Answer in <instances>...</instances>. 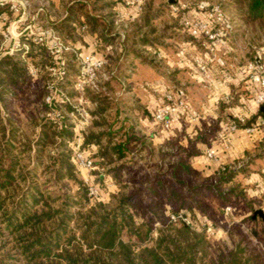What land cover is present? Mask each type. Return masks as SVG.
Wrapping results in <instances>:
<instances>
[{"label":"trees","instance_id":"1","mask_svg":"<svg viewBox=\"0 0 264 264\" xmlns=\"http://www.w3.org/2000/svg\"><path fill=\"white\" fill-rule=\"evenodd\" d=\"M99 1L70 2L64 16L52 20L49 2L41 0L39 17H46L47 24L72 41V27L81 24L83 17L89 32H98L108 45L112 43L109 30L113 19L94 14L89 8H109L113 3ZM232 1L235 11L247 21L264 23V0ZM143 16L144 25L149 26L153 19ZM155 40L154 34L144 31L136 43L146 49L155 47ZM133 49L135 59L155 64ZM26 56L40 68L34 80L40 84L33 92L34 102L41 111L52 109L53 105L43 100L48 73L45 66L50 60L46 50L30 43ZM106 57L112 60L110 55ZM31 79L20 52L0 57V264H264L247 254L240 242L215 250L204 228H193L164 215L165 206L176 215L192 210V202L198 203L205 190L216 192L219 185L231 180L239 170L234 164L216 166L213 182H196L203 173L192 166L190 158L199 152L182 147L179 150L184 155L176 152L172 160L162 158L155 172L136 171L120 184L126 166L123 160L143 150L150 152L151 145L128 119L118 122L117 118L106 132L86 133L81 145L83 150H93L95 164L107 170L119 185L113 191L99 189L98 196L91 197L72 159L69 144L74 140V130L66 117L59 112L57 119L46 116L40 122L33 120L30 127L34 132L28 135L11 115V101L29 88ZM104 83L111 86L109 79ZM168 86L182 87L187 94L178 83ZM101 96L108 99L102 92L91 98L102 103ZM104 102L92 113L102 116L113 103L111 99ZM61 104L67 103L58 97L54 106ZM132 105L136 107L135 102ZM257 113L263 115L260 108ZM254 117L245 124L237 123L242 127ZM131 142L138 149H133ZM104 174L99 172L98 179L104 180Z\"/></svg>","mask_w":264,"mask_h":264},{"label":"rangeland","instance_id":"2","mask_svg":"<svg viewBox=\"0 0 264 264\" xmlns=\"http://www.w3.org/2000/svg\"><path fill=\"white\" fill-rule=\"evenodd\" d=\"M31 1L32 4L36 5L41 2V0ZM47 1L50 4L48 14L52 20H55L62 18L66 12V5L76 0ZM85 1L92 2V0ZM121 1L123 3L118 0H101L99 4L112 2L113 6L109 8L90 6L89 8L94 14L105 15L108 20L113 19V24L109 30L112 37L111 48L107 50L104 41L93 46V49L103 52L102 55L106 60L107 55L112 57V60H107L108 64L101 70L100 74L101 92L108 97L107 99L101 96L104 98L102 103L111 99L113 103L110 108L102 116L92 113L102 103L97 99H95L96 103L94 102L91 96L96 93L89 87H86L82 94L74 88V81L80 71L74 64L69 67L66 78L59 85L64 94L71 100V105L66 102L68 107L67 104H61L60 107L53 105L51 106L52 109L40 110L39 104L34 102L35 94H33L40 87V84L34 81L40 73L39 70L38 75L31 79L29 88L21 91L18 98L11 101V115L17 119L18 124L25 127L28 135H32L34 132V129L30 127L33 120L40 122L46 116L57 119L59 112L66 117L67 123L73 127L74 121L80 119L78 112L82 110L87 111L90 115V123L85 129L84 135L93 131L106 132L111 129V125L117 118L118 122L123 118L128 119L127 122H131L136 129L142 132L144 128L138 121L140 109L133 108L132 103L139 102L144 96L141 97L143 95L141 91L134 88V83L141 79L149 80L155 73H160L166 77L168 85L178 83L184 86L187 88V97L191 107L202 117L199 121H197L198 119H188L192 122L191 124H183L176 131V135H171L170 139L163 141L162 144H154L145 135L151 145L150 152L143 150L134 158L129 157L123 160L126 162V166L121 171L120 184H124L129 175L136 171L155 172L156 166L162 158L167 161L172 160V158H176L172 156L176 152L184 155V152H181L179 148L185 147L186 142H188V147L190 146L194 151L197 150L199 154H205L208 148H215L217 160L208 159L205 162V168L201 170L203 175L196 182L204 181L206 184L213 182L212 178L217 177L213 175L216 172L215 167L219 164H234L239 170L237 169L229 182L219 185L216 192L205 190L202 195L198 196V203L192 202V210L184 209L179 214H185L193 228L205 229V226L211 223L214 233L206 235L215 250L222 249L224 245L231 246L240 242L245 247L247 254L257 256V260L264 263V221L259 216L252 217L255 210L260 209L264 212V131L260 130L258 133L247 134L243 128L248 124L239 127L237 123L245 124L247 120L255 116L251 121L252 123L259 116H262L257 113L260 107H257L254 102L261 88L256 83L249 81L250 70L245 68L249 62L254 60L256 50H264V23L247 21L243 15L235 11L232 0H173L172 2L169 0H144L140 11L135 10L131 5H127L126 0ZM201 1L219 4L231 19L234 30L227 53L221 55L219 61L211 65L210 80H202V77L199 78L198 74L191 69L192 73L186 72L188 83L185 85L180 81V78L184 77L180 71L173 70L176 72L175 74L171 70H165V61H163L160 53L153 55L152 51L146 50L136 42L139 35L147 31L156 36L155 48L159 47L167 54L177 53L179 47L187 48L189 51L187 50L186 58L192 66L191 68H195L191 56L203 52L204 48L182 30L180 18L185 10H175L174 7L180 3H187L191 8ZM144 14L153 19L149 26L144 25ZM39 18L43 24L53 26L46 23L44 20L46 17ZM81 22V24L72 27L71 35L74 41L81 40L84 35L90 33L89 26L84 22L83 17H81ZM82 24H87V29L84 31L80 28ZM96 33L100 36L98 32ZM60 34L65 40L78 47L80 51L83 50V43L79 46L77 42L72 41L61 32ZM121 47L127 48V51H120ZM133 48L144 56L151 57L159 70L154 72V70H148L147 67L145 70L140 68L138 60L134 58V53H132ZM30 61L32 62L31 58H29ZM116 64H119L118 70H113ZM133 69L137 71H131ZM50 79L51 75L47 73V79L43 82L44 86ZM108 79L111 83L110 87L104 83ZM46 94L45 89L44 102ZM201 105L205 106V111L200 108ZM239 116L244 117L245 121L241 122L238 119ZM231 123H236L237 130L229 132V142L225 146L222 143L223 135L228 134L225 127ZM114 126L112 128H116V125ZM187 129L192 138L187 137ZM130 145L133 149H138L135 143L131 142ZM96 166H98L96 169L88 173L91 176L89 183L97 185L104 192L116 190L119 185L114 183L113 178L107 174L108 171L102 169L98 164ZM99 172L106 173L103 177L104 180L98 179ZM79 175L84 180L87 173L79 171ZM226 206L230 207L227 214L225 213ZM172 214L174 213L169 207L165 206L164 215L170 216Z\"/></svg>","mask_w":264,"mask_h":264},{"label":"built area","instance_id":"3","mask_svg":"<svg viewBox=\"0 0 264 264\" xmlns=\"http://www.w3.org/2000/svg\"><path fill=\"white\" fill-rule=\"evenodd\" d=\"M144 0H126L127 5H131L135 10L142 9ZM0 6L4 11L0 12V57L4 55L12 56L20 52L22 59L27 63L28 74L31 78L36 77L40 68L29 62L26 56L29 50V44L33 43L45 48L49 57V63L45 66L51 79L46 82L45 102L54 105L58 97L63 102L71 105V100L64 94L61 87L63 80L66 78L69 65L75 64L79 75L74 81V88L79 92L89 87L93 92L100 93V74L101 70L107 64L103 55L84 54L78 47L65 40L60 32L53 26L43 24L38 17L42 7L32 4L31 0H0ZM175 10H185L180 18L181 28L184 32L194 38L204 48L203 52L193 54L192 63L196 71L202 77V80H210L211 65L219 61L221 52L229 45L232 39L234 25L231 19L226 15L219 4H210L205 1L196 3L190 8L187 3H180L174 7ZM81 30L87 29V24L80 26ZM180 56H185L187 50L179 47ZM264 50H256L254 60L246 65L249 72V81L256 83L261 91L255 97L257 107L264 106ZM75 107V106H73ZM185 114L189 120L199 118L190 105L187 94L182 87L168 86L161 102L153 112V119L162 128H170L176 121L178 114ZM80 119L74 121V140L70 144L72 150V159L79 171L87 173L84 181L88 187V195L96 197L99 194V188L93 183H89L91 178L88 173L96 169L95 160L91 157L93 150L86 148L81 149L84 141L85 129L90 123V115L87 111L78 112ZM241 122L245 121L244 117L238 118ZM228 134H224L222 143L227 146L229 142V132L237 130L236 123H231L225 127ZM223 129V130H225ZM247 134L264 131V114L259 116L255 122H252L243 128ZM226 135V136H225ZM205 156L210 160H217L215 148H208ZM230 211V207H225V213ZM172 220L181 219L189 224L188 218L184 214L170 215ZM207 234H213L214 228L211 223L205 226Z\"/></svg>","mask_w":264,"mask_h":264},{"label":"crops","instance_id":"4","mask_svg":"<svg viewBox=\"0 0 264 264\" xmlns=\"http://www.w3.org/2000/svg\"><path fill=\"white\" fill-rule=\"evenodd\" d=\"M120 3H123L121 0H118ZM101 41H103L101 36H98L97 33H93L90 34L88 33L87 35H84L82 37V39L74 41L77 42L80 46L81 43H83V50H81L84 54H95L97 56L102 55L103 52L102 51H97V49H93V46L95 45H99L98 43H101ZM95 44V45H94ZM187 45L189 46V44L187 43ZM111 45L108 44L106 46V49H110ZM229 45H227L224 49L223 52H221V55L226 54L228 51ZM146 49L152 51L153 55H156V53H160L161 57L163 59V61H165V70H171L172 73H175L173 70H178L181 72L182 75H184V77L180 78V81L185 83V85H187L188 83V79L186 76V72H190L192 73L190 70H194L196 74H198L197 76L200 78V74L196 71L195 68H191L192 66H190L189 61L185 56H180L178 53H168L164 52L163 50H161V48L157 47H153V46H146ZM123 50V47L120 48V51ZM186 50H188L186 48ZM189 51V50H188ZM176 54V55H175ZM151 59V57H150ZM137 62L140 65V68L145 70V67H147L148 70H154V72L156 70H159V68H157V64L156 62L153 60V63H144L141 62L139 59ZM74 65V64H72ZM142 66V67H141ZM119 64L116 65L113 70H118ZM144 67V68H143ZM131 71H137V70H131ZM135 73V72H133ZM174 75V74H173ZM195 76V75H194ZM198 78V79H199ZM137 81V80H136ZM135 86L134 88L137 90H140L141 93L143 94L141 97H143V99L141 98V100L139 102H135L136 103V107L140 109V116L138 117V121L139 123L143 126L144 129H142V133H144L145 135H147L149 137V140H151L154 144L159 143L162 144L163 141L169 140L171 135H176V131L184 124H191L192 122H190L188 119V117L185 114H178L176 117V121L172 124V126L170 128H162L160 127L155 120L153 119V112L155 110V108L158 106V104L161 102L163 95L165 93V91L167 90L168 84L166 82V77H163L162 74L160 73H155L154 76L149 79V80H144L141 79L139 80V82H135L134 83ZM187 90V88H186ZM188 92V91H187ZM146 94V95H144ZM145 98V99H144ZM201 109H203V111H205V106L201 105L200 107ZM194 109V108H193ZM201 110V112H203ZM196 114L197 112L194 111ZM200 112V113H201ZM202 116H199L198 120L201 118ZM139 124V125H140ZM187 133V137L188 138H192L190 132H188V129L186 130ZM197 133V131L195 132V134ZM187 143L184 145L185 148L188 147ZM208 159L205 157V154H198V155H193L191 158V164L195 169L198 170H203L205 168V162Z\"/></svg>","mask_w":264,"mask_h":264},{"label":"water","instance_id":"5","mask_svg":"<svg viewBox=\"0 0 264 264\" xmlns=\"http://www.w3.org/2000/svg\"><path fill=\"white\" fill-rule=\"evenodd\" d=\"M170 2H172L173 0H169ZM261 111L264 113V106L260 107ZM256 216H259L263 221H264V212L260 209L255 210L252 214V217L255 218Z\"/></svg>","mask_w":264,"mask_h":264}]
</instances>
